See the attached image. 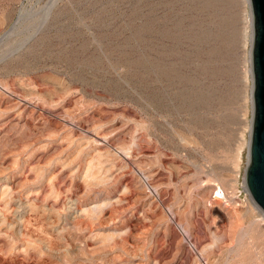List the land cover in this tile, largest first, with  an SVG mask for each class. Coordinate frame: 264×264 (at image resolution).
<instances>
[{
  "label": "rangeland",
  "instance_id": "374dc122",
  "mask_svg": "<svg viewBox=\"0 0 264 264\" xmlns=\"http://www.w3.org/2000/svg\"><path fill=\"white\" fill-rule=\"evenodd\" d=\"M250 16L0 0V264H264Z\"/></svg>",
  "mask_w": 264,
  "mask_h": 264
},
{
  "label": "water",
  "instance_id": "95a60500",
  "mask_svg": "<svg viewBox=\"0 0 264 264\" xmlns=\"http://www.w3.org/2000/svg\"><path fill=\"white\" fill-rule=\"evenodd\" d=\"M248 3L252 116L244 182L252 201L264 213V0Z\"/></svg>",
  "mask_w": 264,
  "mask_h": 264
},
{
  "label": "bare ground",
  "instance_id": "6f19581e",
  "mask_svg": "<svg viewBox=\"0 0 264 264\" xmlns=\"http://www.w3.org/2000/svg\"><path fill=\"white\" fill-rule=\"evenodd\" d=\"M245 188H246V185H245ZM246 191L248 192V190H247V188H246ZM252 203L250 204V207H253V208H255V209H257L258 207H257V205L253 202V201H251ZM250 209L251 208H248V210L247 211H250ZM259 209V208H258ZM260 213H262V216L259 218V219H264V213L259 209L258 210ZM254 218H256V217H254Z\"/></svg>",
  "mask_w": 264,
  "mask_h": 264
},
{
  "label": "built area",
  "instance_id": "2783aa9c",
  "mask_svg": "<svg viewBox=\"0 0 264 264\" xmlns=\"http://www.w3.org/2000/svg\"><path fill=\"white\" fill-rule=\"evenodd\" d=\"M251 200V199H250Z\"/></svg>",
  "mask_w": 264,
  "mask_h": 264
}]
</instances>
